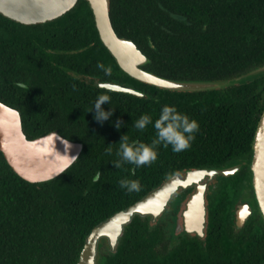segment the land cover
Listing matches in <instances>:
<instances>
[{
	"label": "trees",
	"instance_id": "obj_1",
	"mask_svg": "<svg viewBox=\"0 0 264 264\" xmlns=\"http://www.w3.org/2000/svg\"><path fill=\"white\" fill-rule=\"evenodd\" d=\"M109 14L118 35L131 38L150 58L144 67L158 75L219 80L264 65V0H109ZM25 36L59 47L60 52L92 44L97 62L111 61L113 74L124 75L144 95L86 85L95 92L90 93L91 102L99 94L110 96V104L102 107L106 111L111 108L113 115L99 122L93 118L92 104L85 103L84 110L64 108L65 123L57 132L81 141L83 148L75 162L51 180L29 182L21 178L0 151V264H75L94 225L140 199L170 174L187 168L232 165L241 159L248 164H243L230 177L233 183L207 205L203 238L183 230L181 242L169 241L174 237L178 204L192 190L187 188L177 193L176 204L155 222L149 215L135 214L124 225L113 251L106 246V238H100L95 263L264 261V220L260 213L256 210L239 230L230 221L237 186L250 181L252 143L264 109V75L226 88L200 91H172L131 78L101 42L87 1L78 0L66 13L43 23L21 24L0 14V99L10 106V53L14 38ZM37 42H31L27 53L37 52ZM164 104L175 105L198 121L199 130L191 146L179 153L170 147L158 148L156 161L136 168L134 175L133 165L115 168L110 161L119 159L116 149L120 136L150 142L152 126L138 132L133 122L142 113L155 120ZM117 119L122 122L119 129L114 126ZM108 146L113 149L111 155L105 152ZM97 171L101 172L100 180L94 182ZM123 177L138 179L140 190L120 188L118 180Z\"/></svg>",
	"mask_w": 264,
	"mask_h": 264
},
{
	"label": "water",
	"instance_id": "obj_2",
	"mask_svg": "<svg viewBox=\"0 0 264 264\" xmlns=\"http://www.w3.org/2000/svg\"><path fill=\"white\" fill-rule=\"evenodd\" d=\"M78 0H0V13L23 24L53 20L75 6ZM93 14L95 27L103 45L117 65L130 77L153 86L172 91H200L220 89L228 79H174L158 75L144 66L150 58L128 37L118 35L109 14V0H86ZM233 78V77H232ZM99 88L143 96L144 92L117 82L96 81ZM83 148V143L71 140L55 130L28 138L22 130L18 110L0 99V151L6 162L21 178L29 182L48 181L70 167ZM238 166L187 168L167 176L157 187L140 199L110 214L88 232L75 264H96L97 245L105 237L113 251L123 227L135 214L149 215L155 222L170 206L177 193L189 187L180 210V227L187 233L204 236L206 225L205 191L207 183L218 175H229ZM250 184L257 209L264 220V109L259 118L249 160ZM250 207L236 210L237 224L241 225ZM242 213V215H240ZM264 264V261L261 263Z\"/></svg>",
	"mask_w": 264,
	"mask_h": 264
},
{
	"label": "flooded vegetation",
	"instance_id": "obj_3",
	"mask_svg": "<svg viewBox=\"0 0 264 264\" xmlns=\"http://www.w3.org/2000/svg\"><path fill=\"white\" fill-rule=\"evenodd\" d=\"M38 40L30 36L14 38L9 64V100L12 107L16 108L20 114L23 132L30 138L37 137L50 130L60 131L65 123V107L67 110H71V107H79L84 110L85 103L91 105L92 96L90 93L92 92L95 95V92L91 88H86V85H94L96 81L112 80L136 88L134 82L126 80L124 75L120 73L113 74L114 66L111 61L100 62L106 67L110 66V75H105L101 69L97 68L98 62L93 53L96 47L92 44L76 47L75 50L70 47L67 48L66 52H60L57 51L60 50L59 47L44 45L37 42ZM33 41L37 42L35 47L37 52L27 53L32 49L31 42ZM63 74H66L67 77H63ZM242 166L243 163H240L238 169L232 174L215 177L207 183L205 191L206 208L208 203L216 199L226 185L233 183L230 182V177L235 175ZM249 182H245L242 187L237 186L230 206V221H233L236 230L241 229L249 217L256 210L258 211ZM189 188L193 189V187ZM242 206L250 207V212L245 215L242 224L238 225L236 210ZM178 218H181L180 212ZM181 233L184 234L183 229L176 224L174 237L171 240L174 239L176 244L181 242L183 236L177 239L175 237Z\"/></svg>",
	"mask_w": 264,
	"mask_h": 264
},
{
	"label": "clouds",
	"instance_id": "obj_4",
	"mask_svg": "<svg viewBox=\"0 0 264 264\" xmlns=\"http://www.w3.org/2000/svg\"><path fill=\"white\" fill-rule=\"evenodd\" d=\"M97 68L103 70L105 75L111 74L110 66H105L103 63H97ZM110 96L107 94H99L92 102L90 109H94L93 118L99 122L108 120L113 115L112 109L107 111L102 107V104H110ZM89 109V110H90ZM148 125L154 129V136L150 142H145L139 139H130L126 134H122L119 139L116 155L119 159L110 161L115 168H120L122 164L133 165L132 174H135V169L142 166L151 165L156 161L158 156V148H169L173 153H179L191 146V142L195 139V134L199 130L197 120L189 117L188 114L179 111L175 105L164 104L160 107L157 118L149 114H140L133 122V127L138 132H143ZM114 126L119 129L122 122L117 119ZM111 145V144H108ZM112 147L105 148V152L112 154ZM101 172L97 171L94 174V182L99 181ZM119 187L128 191H139L141 188L138 179H128L127 177L118 180Z\"/></svg>",
	"mask_w": 264,
	"mask_h": 264
},
{
	"label": "rangeland",
	"instance_id": "obj_5",
	"mask_svg": "<svg viewBox=\"0 0 264 264\" xmlns=\"http://www.w3.org/2000/svg\"><path fill=\"white\" fill-rule=\"evenodd\" d=\"M261 75H264V65L262 66H258V67H255L247 72H244L242 74H239L231 79H229L228 81H226L225 83L223 84H220L222 88H226V87H229V86H232V85H236V84H240V83H243V82H247L249 80H252L258 76H261ZM240 163H243V164H248V160H236L231 166H238L240 165ZM242 165V164H241ZM215 178V177H214ZM249 185V184H248ZM242 187V186H241ZM249 187L251 188V186L249 185ZM247 188V187H246ZM248 189V188H247ZM249 190V189H248ZM177 197V196H176ZM176 197H173L170 201V204L171 205H175L176 204ZM251 198V196H250ZM252 199V198H251ZM184 198H182V200L180 201V203L178 204V207L179 209H181L183 207V204H184ZM254 201V200H252ZM176 224L180 225L181 223V220L179 218H177L176 220ZM159 225L161 227H164V223L162 221L159 222ZM185 234L181 233V234H177L175 237L176 239L177 238H180V237H184ZM187 236V235H186ZM190 237V236H188ZM168 238H171V236H168ZM169 241H174V239H169ZM105 244L106 246H108L107 242L105 241Z\"/></svg>",
	"mask_w": 264,
	"mask_h": 264
}]
</instances>
